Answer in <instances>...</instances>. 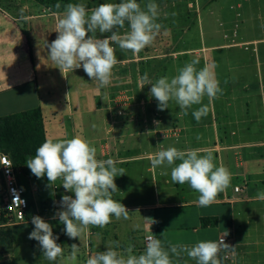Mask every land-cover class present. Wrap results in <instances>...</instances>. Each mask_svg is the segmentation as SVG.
Returning a JSON list of instances; mask_svg holds the SVG:
<instances>
[{"label":"crops","instance_id":"obj_1","mask_svg":"<svg viewBox=\"0 0 264 264\" xmlns=\"http://www.w3.org/2000/svg\"><path fill=\"white\" fill-rule=\"evenodd\" d=\"M120 2L121 0H113V3ZM148 2L150 0H139L142 8ZM152 2L159 6L158 20L164 21L166 24L164 31L168 35L174 34L176 30H181L183 35L190 33L196 19L197 29L204 37L203 23L207 22V31L210 35L211 24L217 21L216 44L167 51L169 60L165 69L166 71L171 69L175 76L178 69L191 59L190 56L205 60V52L217 51V56L211 57L212 70L220 81L223 94L211 102L206 96L204 97L202 103L210 106L209 121H204L202 117L198 123L192 116V111L200 105H194L186 116L181 112L175 115L180 118V128L185 136L177 149H200L201 154L211 151L216 165L222 164L229 169L233 190L230 192L227 187L218 194L210 206L199 207L197 204L199 193L185 183L182 186L184 191L182 200L177 201L174 199L173 188L170 191L163 190V195L158 190L159 184L164 188L168 184L162 176V169H160L162 166L153 169L150 163V157L158 151L156 149L160 145H157L155 150L150 147L149 151H145L144 156L141 153L142 149H135L136 146H134L132 150L130 145L126 148L124 141L120 147L105 142L96 147L92 144L99 152L98 159L112 158L117 162L118 168L125 169L124 175L115 178L118 191L113 193L114 197L122 202L130 191L133 193L140 191L143 180L147 182L141 173L142 170H139L144 164L143 170L151 175L154 185L155 201L151 204L128 201L126 208L130 212L129 219L117 220L113 217L112 222L104 228L90 227L84 234L86 241L84 254L88 258L95 252L106 251L110 241H119V236L116 235L117 226L123 222H130L137 212H142L143 218H152L155 221L154 225L147 226L149 221L144 219L146 222L144 232L148 234L153 231L155 237L162 241L166 249L170 243L193 246L202 240L215 241L219 231H227L230 242L235 246V254L231 262H225L219 256L222 264H264L262 261L264 241L260 243L256 238L252 239L253 236L249 233L250 220L256 215L252 213L259 211L253 205L258 203L261 210L264 209V199L260 196V193H264V0H152ZM102 3L112 2L102 0L100 4ZM3 4L0 1V117L39 108L46 128L47 117L44 115L38 72L34 63V48L31 43L33 41V44L42 49L44 46L41 39H47L51 29L55 30L57 19L62 13L31 15L26 12V5L20 6L11 1L10 5L15 10L12 12V9L5 7V5L9 6V3ZM27 4L46 12L35 2L30 3L29 0ZM93 8L95 7H91ZM91 9L88 8L89 11ZM172 13L175 15L173 16ZM110 34L97 32V38L103 39ZM167 38L171 39L170 36ZM167 45L169 46L168 40ZM117 60L120 61V59ZM210 65L209 62H203V66L196 67L200 69ZM80 69L83 70L82 67ZM100 92H103V88ZM69 97L70 99L66 102L74 103L71 93ZM57 102L62 103L60 100ZM102 130L105 135L107 131L105 132L104 128ZM122 135L124 136L125 132ZM197 136H200L199 140ZM149 137L153 138L152 134ZM151 140L153 139H149ZM112 154L113 156L116 154V158L112 157ZM27 168V165L22 167L24 180L19 179L20 185L24 184L21 186L25 194L29 189L28 182L30 192L38 190V193H41V187L47 185V178L34 176L35 183L32 180L27 182L25 180L28 177ZM132 172L133 176H128ZM138 172L139 175H137ZM169 173L171 174V171L165 173V178ZM57 181V187L54 189H60L61 195L58 197L59 203L56 201L54 203L56 209L61 210L62 197L70 195V192L63 188L60 179ZM239 181L242 185L236 183ZM136 186H139V189ZM235 186L243 188V192L236 193ZM122 204L125 205V203ZM239 204H244V208H236ZM158 212L166 213L167 218L168 215H172L173 222L168 225L161 224L158 221ZM201 218L213 220L209 222L208 227H202ZM52 219L57 220L58 217ZM263 227V225H257L255 230H262ZM172 259L173 264H185V262L196 264V261L188 258L186 254L179 260L174 256Z\"/></svg>","mask_w":264,"mask_h":264},{"label":"clouds","instance_id":"obj_2","mask_svg":"<svg viewBox=\"0 0 264 264\" xmlns=\"http://www.w3.org/2000/svg\"><path fill=\"white\" fill-rule=\"evenodd\" d=\"M55 7L59 9L60 4ZM159 17V6L152 0L144 8L137 0H121L120 3H102L90 11L82 3H69L57 19L56 39L47 44L48 59L62 73L82 67L100 88L107 87L112 83L113 68L119 62L114 45L133 55L140 53L161 32L163 25L157 22ZM126 24L128 27L121 34ZM97 32L111 34L101 39L97 38ZM198 64L199 60L193 59L179 68L175 76H162L155 82L145 72L139 78L141 86L151 85V96L158 101L161 111L174 101L186 116L194 105H200L191 113L199 123L208 114V106L202 104L203 98L206 96L211 102L222 95L223 90L215 72L208 66L197 69ZM155 123L159 125L158 121ZM4 163L5 167L12 166L7 157ZM150 163L153 169L171 168L173 183H187L198 192L199 207L210 206L218 194L230 186L232 179L228 168L216 165L211 151L201 154L200 149L168 147L152 155ZM26 164L37 178L46 176L50 185L60 179L63 188L74 193L75 198L62 197L61 210L55 214L69 238L80 239L90 227L104 228L113 217L129 219L126 206L113 199V193L118 191L115 178L124 175L125 169L118 168L112 158L98 159L97 149L82 135L55 141L46 139ZM260 196L264 199V193ZM144 219L155 223L152 218ZM31 222L34 230L28 238L39 242L43 258L49 262L63 259L64 248L57 243L59 237L54 236L50 223L38 215L33 216ZM134 228L139 229L140 225ZM228 234L225 231L218 241L202 240L193 246L170 243L167 249L160 239L149 235L141 254H134L132 244L120 250L119 241H110L106 251L91 254L86 264H173V256L179 260L184 254L196 264H222L221 251L235 252V246L225 243L224 237ZM70 249L67 260L75 262L80 248L73 243Z\"/></svg>","mask_w":264,"mask_h":264},{"label":"rangeland","instance_id":"obj_3","mask_svg":"<svg viewBox=\"0 0 264 264\" xmlns=\"http://www.w3.org/2000/svg\"><path fill=\"white\" fill-rule=\"evenodd\" d=\"M0 1L4 4L9 3V6L5 5V7L12 9V12H15V10L13 6L10 5L11 1L18 3L20 6L26 5L29 9L26 8L25 10L31 15L52 13V9H48L50 7L47 6L51 5L52 2L50 0H42V4L30 0V3L32 1L41 5L46 12L31 7V5L27 4L29 0ZM110 1L113 3V0ZM101 2L102 0H56L54 7L56 4H60V8H56V10L62 11L61 13H63L65 5L69 3H82L87 9H91V7H96ZM137 2L139 3V0H137ZM157 22L163 25L161 32L156 36L153 43L145 47L140 53L133 55L131 52L121 51L118 46L114 45L116 48V57L120 59V61L113 68L112 83L104 87L102 93L100 92L102 88L89 78L84 70L76 69L73 72L65 70L62 73L61 70L48 59L49 49L47 48V44L56 39L57 34L55 30L52 31L51 29L47 35V39H41L44 46L42 49L38 48L32 41L31 46L34 48V63L38 72L39 91L41 99L43 100L44 115L47 117L45 128V131L47 130V139L55 141L82 135L89 140L91 144H95V147L103 142L109 145H119L120 147L121 143L123 144L124 141L126 148L130 145L132 146V150H134V146H136L135 149H142L141 153L144 156L146 155L145 151H149L148 149L150 147H152V150H155L156 146L160 145L159 148L156 149L159 151L163 148L167 149L168 147L177 148L181 144V141L185 138L184 131L180 128V118L175 117V115L181 112L179 106L174 101H170L169 108L163 111L158 110V101L152 97L150 93L151 85H144L142 87L139 78L142 77L145 72L148 73L149 78L153 82L162 76L173 77L174 72L171 69H169V71L165 69V67L167 68L166 64L169 60L166 52L172 51L173 49H193L200 48L202 45L216 44L217 21L211 24L212 32L210 35L207 31V22L203 23L204 37L201 36L200 31L197 29L198 24L196 19L193 22L190 33L186 34V32V35H183L181 30H176L174 34L171 33L168 35V33L164 31L166 26L164 21L161 22L158 20ZM52 24L54 26V23ZM127 27L126 24L125 29H122L121 33H123ZM167 36H170L171 39H168ZM167 40L169 46L167 45ZM247 53H250V51H247ZM215 56H217V51L205 52L206 59H200L199 64L196 66L201 67L203 66V62H209L211 64L210 69H213L211 57ZM189 58L191 59L188 60L186 57L188 60L187 62H190L195 57L190 56ZM70 93L74 99V103L72 104L66 102V100L70 99ZM58 100L62 103H58ZM202 102H204V98ZM202 104L206 105L204 103ZM209 118L210 106H208V114L203 117V120L209 121ZM156 121L159 122V125L155 123ZM103 128L109 135H106L107 132L104 135ZM124 132L125 135L123 136L122 134ZM139 134H142V136H139ZM151 134L153 138L149 137ZM123 138H125V140H123ZM149 139L153 140L149 141ZM98 153L97 151V154ZM112 157L116 158V154L115 156L112 154ZM177 163H179V161H177ZM19 168L22 171V167ZM143 169L144 164L139 170H142L141 173L145 179H147V182L143 180L142 184H140V191L134 193L130 191L122 202L114 196L113 199L120 203H125V206L128 205V201L129 203L135 201L140 204L154 203L155 194L154 185L150 177L151 175L146 173ZM160 169H162L161 172L163 173L162 176L164 177V181H168L166 188L159 184L158 190L160 194L163 195L164 191H170L173 188V194L175 195L174 199L181 201L182 195L184 194L182 189L184 184L180 185L173 183L170 173L165 178V173L171 171V168L162 166ZM26 174L28 177H26L25 180H27V182L28 180H32L35 183V175L32 174L29 168H27ZM137 175H139V172ZM128 176L132 177L133 172L129 173ZM24 178L23 174H19V179L24 180ZM236 183L242 185L240 181ZM21 185L24 184L21 183ZM29 185L30 183L28 182L29 189L26 190V196L36 208L35 216L38 215L46 222L50 223L54 236L59 237L57 243L59 241L58 244L64 248V258L58 259L56 262H49L43 258L39 242L28 238L32 232L31 229L34 230V225L31 221L29 223L0 227V254L2 253V258L7 261L14 259L18 264H86L87 257L84 254L86 241L84 235L77 241L71 239L65 234L64 225L60 223L59 219H52L56 218L55 214L59 211L56 209L54 203V201L59 203L58 197L61 195L60 189H54L57 187V183L55 182V184L50 185L47 179V185L41 187V193H38V190H34V193L30 192ZM177 186L178 189H176ZM136 188L139 189V186H136ZM232 190L233 183H230L229 191L231 192ZM69 194V196H74L72 192ZM243 205L239 204L236 208L243 209ZM254 206L257 207L259 211L258 213H252L256 215L250 220L251 230L249 233L253 236L252 239L256 238L257 241L262 243V241H264V227L262 230L255 229L257 225L264 226V209L261 210V206L258 205V203L253 205V207ZM158 215V221L163 225H168L170 222H173L171 218L172 215H168V218L165 217L166 213L164 212L160 214L158 212ZM145 223L143 213L137 212L135 217L130 219V222H123L117 226L116 235L119 236V242L121 244L120 250L128 244L135 245L134 254H141L145 250L146 246L143 244L146 234V232H144L146 229L144 226ZM137 224L140 225L139 229L134 228ZM154 224L155 223L151 224L149 221L146 225L149 226ZM241 225H243V222H241ZM107 240L111 239L107 238ZM73 243L77 244L80 248L77 261L75 262L67 260V256L71 251L70 246ZM262 261L264 262V257Z\"/></svg>","mask_w":264,"mask_h":264},{"label":"trees","instance_id":"obj_4","mask_svg":"<svg viewBox=\"0 0 264 264\" xmlns=\"http://www.w3.org/2000/svg\"><path fill=\"white\" fill-rule=\"evenodd\" d=\"M34 1L42 2V0ZM50 1L51 5H47L50 7L49 9H52V12L61 13L62 11L56 10L54 7L56 0ZM46 139L44 118L39 108L0 117V151L8 154L16 167L27 165V159L35 155L36 149ZM35 212L36 208L29 200L27 219L32 220ZM212 220L211 218H201L202 227H208ZM31 231L33 230L31 229ZM0 264H18V262L14 259L4 260L1 253Z\"/></svg>","mask_w":264,"mask_h":264},{"label":"built area","instance_id":"obj_5","mask_svg":"<svg viewBox=\"0 0 264 264\" xmlns=\"http://www.w3.org/2000/svg\"><path fill=\"white\" fill-rule=\"evenodd\" d=\"M7 157L10 161L12 159L6 153L0 151V227H7L11 225L29 223L32 220L27 219V212L29 209V199L27 198L24 189L19 183V174L22 171L16 167L12 161V166L5 167L4 158ZM236 193L243 192V188L235 186ZM35 216V215H33ZM225 231H219L215 241L223 237ZM155 233L149 232L144 236V242H147V236ZM225 243L234 246L227 235L224 237ZM235 252L221 251L219 256L225 262H231Z\"/></svg>","mask_w":264,"mask_h":264}]
</instances>
